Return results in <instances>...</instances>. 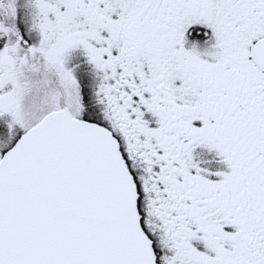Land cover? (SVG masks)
<instances>
[{"label":"snow or ice","instance_id":"6c2138e0","mask_svg":"<svg viewBox=\"0 0 264 264\" xmlns=\"http://www.w3.org/2000/svg\"><path fill=\"white\" fill-rule=\"evenodd\" d=\"M0 264H264V0H0Z\"/></svg>","mask_w":264,"mask_h":264}]
</instances>
